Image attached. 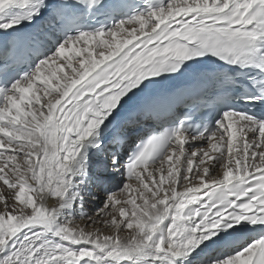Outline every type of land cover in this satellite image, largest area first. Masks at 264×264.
<instances>
[{
  "label": "snow or ice",
  "instance_id": "6c2138e0",
  "mask_svg": "<svg viewBox=\"0 0 264 264\" xmlns=\"http://www.w3.org/2000/svg\"><path fill=\"white\" fill-rule=\"evenodd\" d=\"M121 7L0 0V264H264V0ZM178 77L215 115L136 135Z\"/></svg>",
  "mask_w": 264,
  "mask_h": 264
},
{
  "label": "bare ground",
  "instance_id": "6f19581e",
  "mask_svg": "<svg viewBox=\"0 0 264 264\" xmlns=\"http://www.w3.org/2000/svg\"><path fill=\"white\" fill-rule=\"evenodd\" d=\"M0 50L5 51V48L0 47ZM141 123H142V125H140ZM140 124H139V128H138V129H140V128L145 129V126H146V125H150V124H152V121H151V120H146V119H142V118H141V120H140ZM214 175H217V173H214ZM218 175H221V176H222V170H221V172H220ZM133 183H135V182L133 181ZM47 203H48L49 206H51V205L54 203V201L49 200ZM85 223H86V222L83 221V220H81L79 217H76V218H75V225H80L81 227H84ZM88 230H92V229L89 228ZM105 231L107 232V230H105ZM121 235H122V236H126L127 233H121Z\"/></svg>",
  "mask_w": 264,
  "mask_h": 264
}]
</instances>
